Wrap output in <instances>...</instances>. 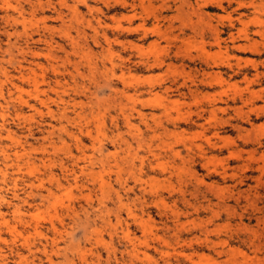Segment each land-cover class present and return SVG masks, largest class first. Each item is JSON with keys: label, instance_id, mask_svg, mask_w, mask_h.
<instances>
[{"label": "rangeland", "instance_id": "1", "mask_svg": "<svg viewBox=\"0 0 264 264\" xmlns=\"http://www.w3.org/2000/svg\"><path fill=\"white\" fill-rule=\"evenodd\" d=\"M0 107V264H264V0H0Z\"/></svg>", "mask_w": 264, "mask_h": 264}, {"label": "bare ground", "instance_id": "2", "mask_svg": "<svg viewBox=\"0 0 264 264\" xmlns=\"http://www.w3.org/2000/svg\"><path fill=\"white\" fill-rule=\"evenodd\" d=\"M37 5L38 6H41L42 3L41 1H37ZM65 27V26H64ZM78 30V29H77ZM80 31V30H79ZM239 33H243L245 34L246 31L243 29V30H240ZM66 53V52H65ZM38 57V56H36ZM49 58L51 57L50 55L48 56ZM30 66H34V67H38L39 65L38 64H33L32 62L30 63ZM20 67H21V63H20ZM44 67V66H42ZM41 67L40 65V69L42 70L43 68ZM45 68V67H44ZM53 69V71H56L55 68L51 67ZM43 72V71H42ZM43 74V73H42ZM43 79V75L41 77ZM20 79L24 82H27V83H30L31 86H32V90L34 92V97L37 98V100H39L40 104L41 105H45V100H42L39 98V94H44L45 92L43 90L40 89V82L38 81V78H37V75L35 73V70L32 68V67H29L27 72L26 73H20ZM14 86V85H13ZM15 89L17 90L18 92V99L25 105H28L29 101L28 100H25L24 97H23V94L24 93H27V91L22 87V86H19V85H16L15 86ZM31 90V92H32ZM54 90V89H53ZM29 92V91H28ZM32 94V93H31ZM256 94V93H255ZM48 102V101H47ZM62 103V102H60ZM47 106V105H46ZM1 108V107H0ZM37 109V108H36ZM39 111V110H37ZM48 112L51 113V111L48 109ZM51 115V114H50ZM81 130V129H80Z\"/></svg>", "mask_w": 264, "mask_h": 264}]
</instances>
